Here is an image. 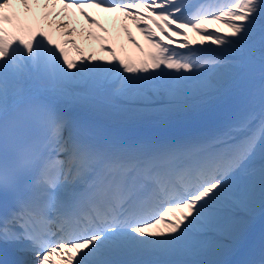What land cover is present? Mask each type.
Wrapping results in <instances>:
<instances>
[{
  "label": "snow or ice",
  "instance_id": "6c2138e0",
  "mask_svg": "<svg viewBox=\"0 0 264 264\" xmlns=\"http://www.w3.org/2000/svg\"><path fill=\"white\" fill-rule=\"evenodd\" d=\"M0 264H264V0H0Z\"/></svg>",
  "mask_w": 264,
  "mask_h": 264
},
{
  "label": "bare ground",
  "instance_id": "6f19581e",
  "mask_svg": "<svg viewBox=\"0 0 264 264\" xmlns=\"http://www.w3.org/2000/svg\"><path fill=\"white\" fill-rule=\"evenodd\" d=\"M208 120H209V123H215V122H218L219 121V119H208ZM176 129H177V127L176 128H170L169 130L170 131H175ZM259 231H260V224L257 223L256 232H257L258 235H259ZM234 255H239L240 256L242 254H240V252H237ZM203 258H205V257H193L192 259H203Z\"/></svg>",
  "mask_w": 264,
  "mask_h": 264
}]
</instances>
